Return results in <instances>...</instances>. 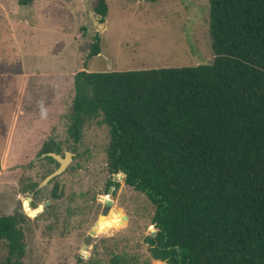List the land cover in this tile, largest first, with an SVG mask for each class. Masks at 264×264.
<instances>
[{"label": "trees", "instance_id": "1", "mask_svg": "<svg viewBox=\"0 0 264 264\" xmlns=\"http://www.w3.org/2000/svg\"><path fill=\"white\" fill-rule=\"evenodd\" d=\"M207 4L211 63L80 69L72 75L66 132L78 142L86 120L100 117L107 126L108 173H122L154 206L143 237L153 259L264 264V0ZM93 12L101 23L105 0H95ZM98 53L95 34L87 56ZM59 151L43 142L39 153ZM21 220L0 215L7 249L0 264H16L23 254Z\"/></svg>", "mask_w": 264, "mask_h": 264}, {"label": "rangeland", "instance_id": "2", "mask_svg": "<svg viewBox=\"0 0 264 264\" xmlns=\"http://www.w3.org/2000/svg\"><path fill=\"white\" fill-rule=\"evenodd\" d=\"M21 1L0 0V215H21L16 264H111L114 255L116 264H163L143 241L154 206L107 171V126L91 118L78 142L67 135L72 75L211 63L207 0H105L101 23L95 0ZM95 34L99 53L87 56ZM43 142L72 159L38 186L57 166L39 156ZM107 179L118 184L110 193ZM104 197L112 204L100 220ZM6 254L0 240V262Z\"/></svg>", "mask_w": 264, "mask_h": 264}, {"label": "water", "instance_id": "3", "mask_svg": "<svg viewBox=\"0 0 264 264\" xmlns=\"http://www.w3.org/2000/svg\"><path fill=\"white\" fill-rule=\"evenodd\" d=\"M39 156L40 157L50 156L53 160H55L57 162V166L50 173H48L46 176L43 177V179L39 182L38 186L47 183L48 180H50L52 177L60 174L65 169V167L67 166V164L69 163V161L72 159V153L69 152V151H63L62 154H58V153H55V152H44V153L39 154ZM112 189H113V187L110 186L108 188V193H110V191ZM98 198H100V197H98ZM27 200L30 201V198H27ZM47 203L48 202H45V204H47ZM111 204H112V201L109 198H104L103 199L104 209L101 211V213L99 214L98 217H100V218L104 217L105 214H106V212H107V210H108V206H110ZM19 209H21L20 205H19ZM94 225H95V223H94ZM94 234H95L94 226H92L88 230L87 234L83 238V246H85V244L87 243V241Z\"/></svg>", "mask_w": 264, "mask_h": 264}, {"label": "bare ground", "instance_id": "4", "mask_svg": "<svg viewBox=\"0 0 264 264\" xmlns=\"http://www.w3.org/2000/svg\"><path fill=\"white\" fill-rule=\"evenodd\" d=\"M33 211H35V210H31V211H29V212H33Z\"/></svg>", "mask_w": 264, "mask_h": 264}, {"label": "crops", "instance_id": "5", "mask_svg": "<svg viewBox=\"0 0 264 264\" xmlns=\"http://www.w3.org/2000/svg\"><path fill=\"white\" fill-rule=\"evenodd\" d=\"M16 121V120H15ZM13 122V121H12ZM12 122H11V125H12ZM17 123V122H16ZM18 136V135H17ZM21 138V137H20Z\"/></svg>", "mask_w": 264, "mask_h": 264}]
</instances>
